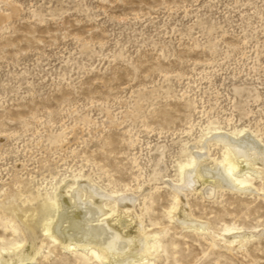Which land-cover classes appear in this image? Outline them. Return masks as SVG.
Segmentation results:
<instances>
[{
  "label": "rangeland",
  "instance_id": "1",
  "mask_svg": "<svg viewBox=\"0 0 264 264\" xmlns=\"http://www.w3.org/2000/svg\"><path fill=\"white\" fill-rule=\"evenodd\" d=\"M209 127L264 145V0H0V206L91 176L137 194L145 227L165 232L158 264H264V235L228 251L170 219L166 183ZM263 177L254 194L186 192L192 217L209 234L261 231ZM24 239L0 220V247ZM44 246L35 264H92Z\"/></svg>",
  "mask_w": 264,
  "mask_h": 264
},
{
  "label": "bare ground",
  "instance_id": "2",
  "mask_svg": "<svg viewBox=\"0 0 264 264\" xmlns=\"http://www.w3.org/2000/svg\"><path fill=\"white\" fill-rule=\"evenodd\" d=\"M205 130L195 144L181 149L178 175L166 183L176 201L170 219L188 233L210 236L213 248L223 246L221 241H225L223 247L228 251H243L248 243L264 235V229L227 226L222 234H209V225L192 217L186 192H197L209 199H215L221 190L258 193L254 182L264 174V145L247 130ZM213 142L223 146L221 160L210 156ZM157 150L161 152L164 147ZM165 168L161 156L149 183L162 181ZM55 189L53 195L38 192L30 204L12 202L0 206V214L5 215L0 220L13 235L25 238L21 243L15 240L12 247H0V264H35L44 253L46 241L78 261L92 264H158V254L168 255L161 237L165 232L159 226L146 228L144 210L136 211L137 194L108 193L91 176L67 177Z\"/></svg>",
  "mask_w": 264,
  "mask_h": 264
}]
</instances>
